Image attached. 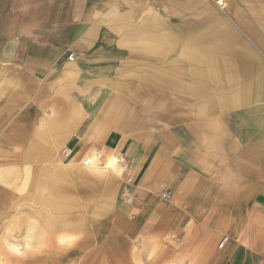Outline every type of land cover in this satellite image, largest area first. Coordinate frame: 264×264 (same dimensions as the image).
<instances>
[{
  "label": "crops",
  "instance_id": "obj_1",
  "mask_svg": "<svg viewBox=\"0 0 264 264\" xmlns=\"http://www.w3.org/2000/svg\"><path fill=\"white\" fill-rule=\"evenodd\" d=\"M215 2L0 0L1 144L16 150L20 195L54 210L77 209L76 228H85L84 213L113 212L118 205L121 176L95 169L113 155L130 171L138 210L155 218L165 209L159 194L174 189L169 209L183 221L197 219L194 235L213 225L208 264H264V60L256 55L252 61L254 50L243 43L245 55L230 59L229 26L222 33L228 38L200 31L203 22L210 28L220 18ZM239 25L261 52L264 32L241 18ZM187 63L206 65L209 74L198 71L204 76L196 80ZM238 63L256 75L229 70ZM208 77L226 82L228 91L207 92ZM174 99L196 102L194 111L210 117L208 125H186L184 107L170 122ZM64 149L72 153L65 161L71 166L59 158ZM89 158L94 165L84 166ZM121 208L138 211L122 202ZM218 235L229 237L220 254Z\"/></svg>",
  "mask_w": 264,
  "mask_h": 264
},
{
  "label": "rangeland",
  "instance_id": "obj_2",
  "mask_svg": "<svg viewBox=\"0 0 264 264\" xmlns=\"http://www.w3.org/2000/svg\"><path fill=\"white\" fill-rule=\"evenodd\" d=\"M224 1L225 4L222 6L216 4L217 0L215 2L220 18L215 23L211 22L210 28L208 24L203 25V22L200 31L206 34L210 29L212 33L216 34V37L228 38L222 33L223 28L229 26L230 30L225 34L229 35V39L231 36L233 37L231 43L235 50L227 52L231 56L230 59L233 58L232 56L245 55L241 52L240 45L243 43L248 44L254 50L252 61L256 60V55L264 60V48L259 47L262 51L258 52V44L250 35V30H243L239 25L240 18L244 19L255 30L263 34L264 0H233L232 3ZM232 7H238L239 13L235 14ZM202 17L205 18L206 14ZM186 54L188 55V53ZM172 59L175 57L170 58L171 61ZM251 63L250 66H252ZM186 65L190 66L188 71L197 73L196 80L200 76H204L198 75V71L209 74L210 69L206 65L196 64L197 67L194 68L192 63ZM241 66L244 64L238 63L237 68L229 70L238 74L244 73L246 70L248 73L250 72V75L254 73L256 75L258 71L253 67L247 69ZM219 69L223 72L228 71L224 66ZM169 75L177 76L176 69H170ZM127 76L133 78L135 75L128 74ZM183 78L187 85H191L192 78H189V75L187 77L185 75ZM202 79L203 77L199 78V80ZM206 81L208 83L211 81L210 86L206 87L207 92L210 91L209 89L216 94L228 91L226 82L216 84L210 77L206 78ZM240 81L241 77H237L234 82ZM140 82L137 87L143 89L142 82L144 80L141 79ZM239 86L240 84L237 83L236 88ZM175 93L176 91H172L170 95L175 97ZM152 103L158 105L159 102L152 101ZM194 103L196 102L189 99L171 100L169 104L170 122L177 120L179 114L177 111H180L178 108L183 109L184 107L183 117L186 125H191L196 120L203 121L201 126L203 123L208 125L210 117L195 112ZM221 135V133H217L218 141ZM205 140L208 141L207 138ZM1 143L0 132V264H208L209 241L214 235L215 229L205 219L202 221L204 224H208L206 232L194 235L195 227L193 226L200 224L196 221L197 219L188 216L187 220L183 221L177 212H171L169 209L174 189H166L159 194V202L165 209L160 208L162 211L158 212V216L155 218L149 217L145 211L138 210V207L134 205L136 204L135 198L129 189L133 183L130 171H127L121 159L111 155L96 165L95 169L97 172L121 176L122 185L118 205L113 212L84 213L83 216L87 218V222H84L88 223V226L84 224L85 228L77 229L76 227L80 225L79 217L82 215V213L75 212L77 209L71 210L73 207L67 206L64 210H54L42 204L35 205L27 197L20 195L19 186H21L22 180H17L16 150L10 147L4 148ZM59 158L64 163L67 161L60 156V151ZM216 160L225 159L216 157ZM218 167L223 168V165L220 164ZM220 174L223 176L222 173ZM66 185L67 183L63 184L61 188ZM62 192L64 193L63 190ZM252 201L250 207L253 205ZM121 202L126 206H133L138 211L125 212L121 208ZM50 216L53 220L48 223L46 219ZM117 216H120V221L124 224H117ZM161 224L164 228L161 227ZM67 226L70 228L67 229ZM193 235L197 236V242L196 237L192 238ZM192 239L196 240L190 242ZM221 239L222 236L218 235L217 252L219 254ZM27 240L30 241V244L25 243Z\"/></svg>",
  "mask_w": 264,
  "mask_h": 264
},
{
  "label": "built area",
  "instance_id": "obj_3",
  "mask_svg": "<svg viewBox=\"0 0 264 264\" xmlns=\"http://www.w3.org/2000/svg\"><path fill=\"white\" fill-rule=\"evenodd\" d=\"M75 58H76L75 54H70V56H69L70 61H74ZM61 155L63 158H65V160H67L70 157L69 151L66 149L62 150ZM92 165H94V159L93 158H89L84 162V166H92ZM228 241H229V237H227V236L223 237L221 240V243L219 245L220 248H223L228 243Z\"/></svg>",
  "mask_w": 264,
  "mask_h": 264
},
{
  "label": "bare ground",
  "instance_id": "obj_4",
  "mask_svg": "<svg viewBox=\"0 0 264 264\" xmlns=\"http://www.w3.org/2000/svg\"><path fill=\"white\" fill-rule=\"evenodd\" d=\"M72 62V61H71ZM228 64V63H227ZM69 154H70V157L67 159V161H71V160H73V158H72V153L69 151ZM118 158V157H117ZM114 159V158H113ZM87 159H85L84 160V162L86 161ZM111 161V160H110ZM112 163H114V162H112ZM65 164H70V163H66L65 162ZM68 166H71V164L70 165H68ZM61 168V167H60ZM57 169H59V168H57ZM57 173V172H56ZM59 174V173H58ZM57 178V177H56Z\"/></svg>",
  "mask_w": 264,
  "mask_h": 264
}]
</instances>
